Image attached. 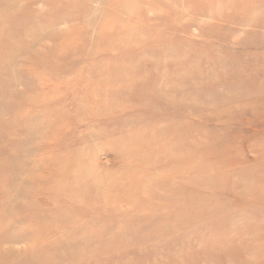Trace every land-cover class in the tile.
I'll return each mask as SVG.
<instances>
[{"label": "rangeland", "instance_id": "374dc122", "mask_svg": "<svg viewBox=\"0 0 264 264\" xmlns=\"http://www.w3.org/2000/svg\"><path fill=\"white\" fill-rule=\"evenodd\" d=\"M0 264H264V0H0Z\"/></svg>", "mask_w": 264, "mask_h": 264}, {"label": "bare ground", "instance_id": "6f19581e", "mask_svg": "<svg viewBox=\"0 0 264 264\" xmlns=\"http://www.w3.org/2000/svg\"><path fill=\"white\" fill-rule=\"evenodd\" d=\"M15 207V206H14Z\"/></svg>", "mask_w": 264, "mask_h": 264}]
</instances>
